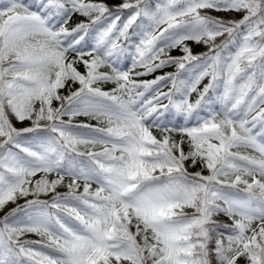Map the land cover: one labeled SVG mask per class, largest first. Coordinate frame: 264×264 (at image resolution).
<instances>
[{
  "label": "snow or ice",
  "instance_id": "6c2138e0",
  "mask_svg": "<svg viewBox=\"0 0 264 264\" xmlns=\"http://www.w3.org/2000/svg\"><path fill=\"white\" fill-rule=\"evenodd\" d=\"M0 264H264V0H0Z\"/></svg>",
  "mask_w": 264,
  "mask_h": 264
}]
</instances>
